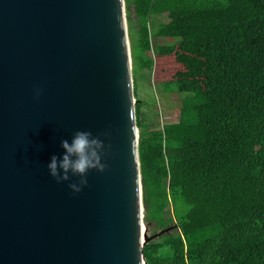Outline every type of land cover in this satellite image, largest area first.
I'll return each instance as SVG.
<instances>
[{"label": "water", "instance_id": "1", "mask_svg": "<svg viewBox=\"0 0 264 264\" xmlns=\"http://www.w3.org/2000/svg\"><path fill=\"white\" fill-rule=\"evenodd\" d=\"M136 103L125 0H0V264H147ZM77 130L80 193L47 168Z\"/></svg>", "mask_w": 264, "mask_h": 264}, {"label": "trees", "instance_id": "2", "mask_svg": "<svg viewBox=\"0 0 264 264\" xmlns=\"http://www.w3.org/2000/svg\"><path fill=\"white\" fill-rule=\"evenodd\" d=\"M125 5L145 222L155 210L168 228L149 236L146 263L264 264V0L173 10L155 27L156 0ZM152 53L183 65L166 82L199 101L192 122L188 109L162 127L142 111L137 83L154 72Z\"/></svg>", "mask_w": 264, "mask_h": 264}, {"label": "rangeland", "instance_id": "3", "mask_svg": "<svg viewBox=\"0 0 264 264\" xmlns=\"http://www.w3.org/2000/svg\"><path fill=\"white\" fill-rule=\"evenodd\" d=\"M225 3L226 0H156V7L151 15V22L153 27L158 26L160 23L168 22L170 20L169 12L173 10L185 9L186 7L210 8L213 5H222ZM160 42L164 44L168 41L160 39ZM152 56H154L156 61L154 72L151 74V77L148 76L146 78L140 71V77L137 83V98L143 102L142 111L146 112L151 118L154 115L156 116V113H159L158 119L160 126L162 127L166 124L177 123L182 111L188 109L185 116L189 118L187 119L188 121L192 122L195 112L191 106L197 104L199 101L193 100L192 97L185 93L181 94L177 90L175 84H169L166 82L167 80L173 79L175 74L184 68L183 65L176 61L174 55L158 57L153 54ZM151 120L154 119H148L147 123L150 124ZM170 209L171 212L168 216L173 217V222L170 223V226H176L178 222L173 211V206H170ZM144 215L146 218L147 213L145 206ZM149 216L152 221L147 223L148 242L150 241V235L155 234L153 238H157L163 233V231L166 232L168 229L167 227L164 228L162 222L158 220L159 214L157 211L151 210Z\"/></svg>", "mask_w": 264, "mask_h": 264}, {"label": "clouds", "instance_id": "4", "mask_svg": "<svg viewBox=\"0 0 264 264\" xmlns=\"http://www.w3.org/2000/svg\"><path fill=\"white\" fill-rule=\"evenodd\" d=\"M40 91L36 96L39 98ZM64 150L62 156L53 155L47 165L49 174L59 183L69 182L68 187L74 193H80L88 185V173L97 170L103 173L107 164L102 162L105 153V144L91 131L77 130L71 141L61 140ZM79 177L78 182H70L72 177Z\"/></svg>", "mask_w": 264, "mask_h": 264}]
</instances>
